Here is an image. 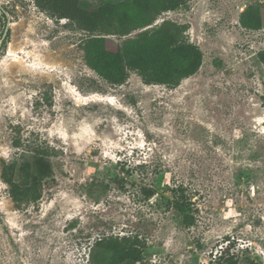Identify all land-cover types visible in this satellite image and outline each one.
I'll use <instances>...</instances> for the list:
<instances>
[{
    "label": "rangeland",
    "instance_id": "obj_1",
    "mask_svg": "<svg viewBox=\"0 0 264 264\" xmlns=\"http://www.w3.org/2000/svg\"><path fill=\"white\" fill-rule=\"evenodd\" d=\"M251 4L258 30L239 24ZM163 19L188 24L198 71L176 87L144 84L135 72L113 85L85 62L87 32L34 0H0V34L4 22L9 29L0 173L31 160L36 145L52 169L23 202L0 176V264H90L96 238L130 232L145 242L143 264H217L223 250L264 264V0H185ZM105 37L110 49L121 40ZM178 185L191 199V226L172 207Z\"/></svg>",
    "mask_w": 264,
    "mask_h": 264
},
{
    "label": "trees",
    "instance_id": "obj_2",
    "mask_svg": "<svg viewBox=\"0 0 264 264\" xmlns=\"http://www.w3.org/2000/svg\"><path fill=\"white\" fill-rule=\"evenodd\" d=\"M184 3L185 0H99L95 7L87 8L83 0H34L49 16L66 18L77 29L87 32L82 47L84 59L103 80L119 85L127 80L130 72H135L144 84L167 87L178 86L183 79L195 74L202 63L201 49L187 36V23L171 19L157 21L162 13ZM1 13L6 17L4 10ZM239 24L245 29H260L259 7L246 6L239 15ZM106 35H117L121 39L116 48L107 46ZM8 37L9 29L1 43H6ZM257 58L264 66V48L257 52ZM262 100L264 106V93ZM15 145L18 146V142ZM29 150L33 154L31 160L22 162L19 168L17 161L12 160L2 166L0 173L10 186L11 196L20 202L35 198L41 181L52 176L47 149L36 145ZM19 169L22 176L17 182L15 174ZM108 186L109 183L106 188ZM171 190L172 207L182 215V223L191 226L195 217L189 194L182 185ZM144 244L137 232L103 235L89 248L90 264H143ZM217 261H221L217 264H241L229 250L221 251ZM246 264L255 263L247 258Z\"/></svg>",
    "mask_w": 264,
    "mask_h": 264
},
{
    "label": "water",
    "instance_id": "obj_3",
    "mask_svg": "<svg viewBox=\"0 0 264 264\" xmlns=\"http://www.w3.org/2000/svg\"><path fill=\"white\" fill-rule=\"evenodd\" d=\"M7 29H8V22H7V25L5 26L4 31H3V33H2V36H1V38H0V45H1L2 39H3L4 36H5V33H6Z\"/></svg>",
    "mask_w": 264,
    "mask_h": 264
}]
</instances>
